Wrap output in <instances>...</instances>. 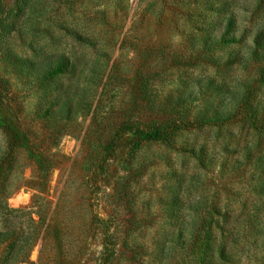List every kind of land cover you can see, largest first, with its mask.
Wrapping results in <instances>:
<instances>
[{
    "label": "rangeland",
    "instance_id": "374dc122",
    "mask_svg": "<svg viewBox=\"0 0 264 264\" xmlns=\"http://www.w3.org/2000/svg\"><path fill=\"white\" fill-rule=\"evenodd\" d=\"M0 264H264V0H0Z\"/></svg>",
    "mask_w": 264,
    "mask_h": 264
},
{
    "label": "trees",
    "instance_id": "16d2710c",
    "mask_svg": "<svg viewBox=\"0 0 264 264\" xmlns=\"http://www.w3.org/2000/svg\"><path fill=\"white\" fill-rule=\"evenodd\" d=\"M10 30L11 28L8 29L7 31L9 32ZM140 133L149 134L148 137H150L151 139H164L168 137V129L166 128V126H159V125L149 126V128H146V130L144 131L141 130Z\"/></svg>",
    "mask_w": 264,
    "mask_h": 264
}]
</instances>
